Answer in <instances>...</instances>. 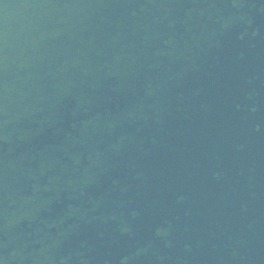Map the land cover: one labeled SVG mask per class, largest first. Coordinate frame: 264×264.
<instances>
[{
  "label": "water",
  "instance_id": "95a60500",
  "mask_svg": "<svg viewBox=\"0 0 264 264\" xmlns=\"http://www.w3.org/2000/svg\"><path fill=\"white\" fill-rule=\"evenodd\" d=\"M0 264H264V0H0Z\"/></svg>",
  "mask_w": 264,
  "mask_h": 264
}]
</instances>
